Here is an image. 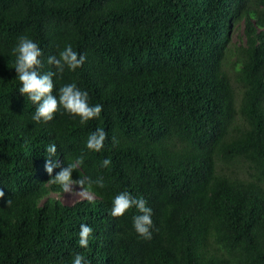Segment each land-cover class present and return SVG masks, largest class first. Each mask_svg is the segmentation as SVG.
<instances>
[{
    "label": "trees",
    "instance_id": "trees-1",
    "mask_svg": "<svg viewBox=\"0 0 264 264\" xmlns=\"http://www.w3.org/2000/svg\"><path fill=\"white\" fill-rule=\"evenodd\" d=\"M20 37L41 49V73L67 45L85 56L53 78V95L76 84L102 105L98 118L61 109L33 121L14 68ZM97 129L107 139L94 152ZM81 156L71 179L104 187L66 204L50 179ZM48 159L60 165L51 176ZM0 190V264L77 253L87 264H264V0H0ZM122 191L151 208V239L135 232V207L111 215Z\"/></svg>",
    "mask_w": 264,
    "mask_h": 264
},
{
    "label": "clouds",
    "instance_id": "clouds-1",
    "mask_svg": "<svg viewBox=\"0 0 264 264\" xmlns=\"http://www.w3.org/2000/svg\"><path fill=\"white\" fill-rule=\"evenodd\" d=\"M15 59V71L20 82L19 93L27 96L28 99L36 106L35 113L32 117L36 123H47L53 120L55 114L63 109L64 112L73 116L79 117L81 124H86L88 121L98 118L102 112V105L90 106L88 103V93L80 90L76 84H67L59 88L58 98L53 95L55 84L54 77H59L67 67L70 71H75L80 68L84 61V55H78L73 50L71 45H67L57 56H50L47 63L55 68V71L49 70L45 73L38 71L42 67L40 57L42 51L39 46L27 37H20L19 42L13 48ZM107 139V133L102 129H97L87 138L86 148L90 151L99 152L104 147V142ZM47 157L56 155L57 147L55 144H49L46 149ZM83 163V156L78 157L73 164H67L66 167L50 179L53 184H58L65 193L71 192V185L77 184L83 186L82 193L88 195L93 188L97 186L104 187L102 179L91 180L80 178L73 181L71 174L73 170ZM111 163L105 159L102 162L103 167H107ZM60 167L59 163H53L50 159L46 160L45 170L51 176L53 168ZM76 185V186H77ZM80 188V187H79ZM4 196V192L0 190V197ZM11 201L8 200L7 204ZM135 207L140 213L133 217V227L135 232L144 239H151V227L153 224L151 208L146 206V201L143 198H135L129 192L122 191L117 194L112 201L111 215L115 218L122 217L126 212ZM93 229L81 224L78 232V244L81 248H88L89 240L92 238ZM72 264H87L86 258L77 253Z\"/></svg>",
    "mask_w": 264,
    "mask_h": 264
},
{
    "label": "rangeland",
    "instance_id": "rangeland-1",
    "mask_svg": "<svg viewBox=\"0 0 264 264\" xmlns=\"http://www.w3.org/2000/svg\"><path fill=\"white\" fill-rule=\"evenodd\" d=\"M238 37H240V30L238 29L237 33H235L232 37H231V41H235L236 44H240L241 39L238 40ZM72 191L65 193L63 192L62 194H60L58 197L66 204H72L73 202H75L76 200L79 199H83L85 197H92V195L89 193L88 195H84L82 193V189L79 188L78 186H76L75 184L71 185Z\"/></svg>",
    "mask_w": 264,
    "mask_h": 264
}]
</instances>
